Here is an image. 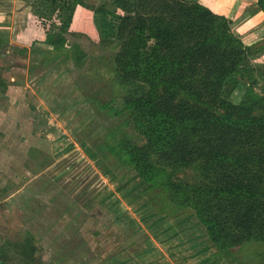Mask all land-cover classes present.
Wrapping results in <instances>:
<instances>
[{"label": "rangeland", "instance_id": "obj_1", "mask_svg": "<svg viewBox=\"0 0 264 264\" xmlns=\"http://www.w3.org/2000/svg\"><path fill=\"white\" fill-rule=\"evenodd\" d=\"M83 1L61 44L47 41L41 21L66 19L52 0H0V248L10 257L0 264H22L16 245L28 236L34 264H264V242L221 250L193 208L110 151L124 137L146 138L123 109L120 41L105 28L112 17L99 11L114 10L113 0ZM199 1L228 15L255 47L244 81L263 89L258 2ZM199 175L191 166L174 178L193 184Z\"/></svg>", "mask_w": 264, "mask_h": 264}, {"label": "trees", "instance_id": "obj_2", "mask_svg": "<svg viewBox=\"0 0 264 264\" xmlns=\"http://www.w3.org/2000/svg\"><path fill=\"white\" fill-rule=\"evenodd\" d=\"M52 2L67 17L53 25L42 17V25L48 42L63 44L84 1ZM257 2L264 12V0ZM113 4L99 11L112 17L105 28L120 41L114 64L126 87L123 109L146 142L124 137L110 151L193 208L221 250L264 242V88L244 81L255 47L236 34L229 16L198 0ZM191 166L200 174L196 183L174 178ZM18 244L22 264H34L31 237ZM6 254L0 248V262L10 260Z\"/></svg>", "mask_w": 264, "mask_h": 264}, {"label": "crops", "instance_id": "obj_3", "mask_svg": "<svg viewBox=\"0 0 264 264\" xmlns=\"http://www.w3.org/2000/svg\"><path fill=\"white\" fill-rule=\"evenodd\" d=\"M199 1V0H198ZM243 2H245V3H248L249 5H251V7L252 6H255V5H257V0H243ZM204 3V2H203ZM211 7V6H210ZM212 8V7H211ZM253 8V7H252ZM263 12V11H262ZM228 16V15H227ZM32 18V17H31ZM30 18V19H31ZM32 20V19H31ZM42 21V20H41Z\"/></svg>", "mask_w": 264, "mask_h": 264}]
</instances>
